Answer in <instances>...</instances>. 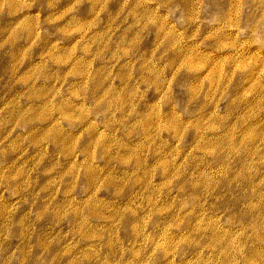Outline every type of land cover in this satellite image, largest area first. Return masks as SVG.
Masks as SVG:
<instances>
[{"label":"rangeland","instance_id":"rangeland-1","mask_svg":"<svg viewBox=\"0 0 264 264\" xmlns=\"http://www.w3.org/2000/svg\"><path fill=\"white\" fill-rule=\"evenodd\" d=\"M39 4L0 0V264H264V0Z\"/></svg>","mask_w":264,"mask_h":264},{"label":"clouds","instance_id":"clouds-1","mask_svg":"<svg viewBox=\"0 0 264 264\" xmlns=\"http://www.w3.org/2000/svg\"><path fill=\"white\" fill-rule=\"evenodd\" d=\"M46 0H40V4H39V8L43 9L45 6ZM37 14H39V11L37 12Z\"/></svg>","mask_w":264,"mask_h":264},{"label":"bare ground","instance_id":"bare-ground-1","mask_svg":"<svg viewBox=\"0 0 264 264\" xmlns=\"http://www.w3.org/2000/svg\"><path fill=\"white\" fill-rule=\"evenodd\" d=\"M221 37H222V35H221ZM222 39V38H221ZM223 40V39H222ZM255 86H256V84H255ZM263 89V88H262ZM248 134H249V132H248ZM254 134V133H253ZM252 135V134H251Z\"/></svg>","mask_w":264,"mask_h":264}]
</instances>
